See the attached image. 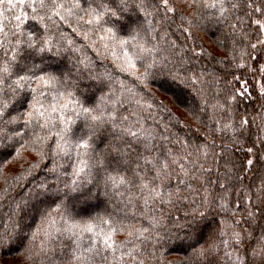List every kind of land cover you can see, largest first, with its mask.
<instances>
[{
    "label": "snow or ice",
    "instance_id": "snow-or-ice-1",
    "mask_svg": "<svg viewBox=\"0 0 264 264\" xmlns=\"http://www.w3.org/2000/svg\"><path fill=\"white\" fill-rule=\"evenodd\" d=\"M161 6L166 13L175 14L177 11L169 0H160L159 4L152 0H0V33L4 32L5 20L11 17L14 21L10 30L12 39L7 41L10 47H4V42L0 41V49L3 50L0 58V153L11 156L15 152L19 155L18 145H31L34 149L38 146L37 156L49 161L48 172L53 176V184L41 182L16 203L10 216V219L12 216L16 218L12 221V230L15 238L21 242L27 240L28 232L39 216L40 224L48 227L41 229L37 225L36 231L31 233L32 240L43 231V243L59 247L61 264H97V261L99 264H148L155 259V253H148V247L159 220L155 216L148 218V227H136L131 223L137 212L144 215L133 199V192L144 208L149 202L155 204L159 201L161 206H174L178 201H188L186 207L190 210L184 213L185 222L175 225L177 235L173 239L198 243L200 221L207 212L213 208L229 211L234 202L227 193L236 192L240 200L243 173L255 164L264 167V137L258 135L247 148V153L255 157L246 161L247 167L232 164L231 153L225 146L218 159L225 161L226 171L223 177L217 175L212 180L213 169L211 166L206 168L204 164L217 162L214 140L209 142L204 138L202 143H197L195 155L192 152L181 154V149L191 146L189 142L179 136L172 140L161 134L162 141L179 146L176 151L161 149L152 143L153 133L145 129L140 120L129 119L133 113L123 114L127 111L125 103H130L136 93L127 87V76L118 79L117 70L133 77V83L144 88L148 87L150 79L155 78L157 61L150 59L155 46L147 47L148 41L141 37V32L147 34V29L140 22V13L144 19L153 13L159 15ZM189 6L202 14L198 17L200 23L205 18L214 19L216 23L229 21L233 35L232 50L228 56L217 60L221 66L219 71L214 69L209 74L213 83H219L228 75H233V79L240 82L241 77L234 73L240 71L247 75L246 68L253 77L259 75L264 78V56L259 55V52H264V0L259 4L255 0H189ZM132 12L136 13L135 19L130 15ZM253 12L259 14V18L253 19ZM233 13H236V23L230 22ZM72 17L77 25L72 28L75 35H83L85 40H90V32L104 33L98 39L108 42L104 44L105 50L112 53L116 62L112 72L105 70L102 74H93L94 64L83 54V47H76V41L60 30L58 21L68 23ZM245 17L256 26L255 42H250ZM164 20L169 25L176 22L174 15L165 16ZM179 20L177 28L191 35L189 28L183 27L187 20L183 13ZM28 21L35 22L33 27H29ZM81 25L89 26L88 30H78ZM237 26L240 27L239 32H236ZM122 32L126 35L121 36ZM95 44L96 41H92L88 47L96 50ZM238 44L242 45L238 52L239 63L236 62L237 55L232 54ZM171 47H175V42ZM77 52L81 56H76ZM192 52L196 53V49L193 48ZM253 52L257 55L253 56ZM138 63L143 72L137 71ZM180 67L183 75L177 73L173 79L180 80L182 84L190 83L194 87L204 75L195 71L189 74L184 57L180 58ZM88 81H92L91 86ZM226 83L230 85L232 81L226 80ZM92 89L102 95L97 97ZM196 91L202 95V90ZM223 91L227 93L225 103L220 104L217 100L213 108L235 113L240 102L245 98L251 99L246 86ZM117 92L121 96L125 92L129 95L121 99ZM259 99L264 101V83L259 87ZM170 102L184 106L197 120L200 119L197 113L205 112L198 103L187 101L181 88L175 91L174 100ZM135 103L139 105L140 100H135ZM161 106L167 110L162 102ZM260 107L264 110V103ZM246 115L245 110L238 120H229L222 128L219 121H215L218 127L211 132L230 130L232 139L236 141L255 123L246 119ZM260 119L264 126V115ZM101 144L103 148L99 147ZM177 165L185 179L178 177ZM174 177L178 180L175 186L172 185ZM193 182L198 187H194ZM213 183L225 194L210 196L208 185ZM200 188L204 189L201 199L189 200L190 196L199 195ZM113 198H119L126 209L131 205V214L125 211L120 216L110 211L108 202ZM217 198L220 203L216 202ZM257 200L256 208L264 214V198L258 196ZM245 212L249 220H255V211L245 208ZM53 215L59 219H53ZM181 231L183 237L179 235ZM121 232H127V238L118 241L116 237ZM6 237L12 239L7 229L0 235V243ZM243 238L241 232L232 233L237 246ZM224 243L227 246V241ZM52 251L55 254L56 247ZM216 251L214 243L196 248L185 264H218L214 258ZM225 255L231 260V252ZM235 262L252 264L239 254Z\"/></svg>",
    "mask_w": 264,
    "mask_h": 264
},
{
    "label": "trees",
    "instance_id": "trees-1",
    "mask_svg": "<svg viewBox=\"0 0 264 264\" xmlns=\"http://www.w3.org/2000/svg\"><path fill=\"white\" fill-rule=\"evenodd\" d=\"M152 2L159 4L160 0H152ZM261 2L262 0H255V3L259 4ZM169 3L173 6L170 0ZM176 9L175 14L166 13L161 6L159 15L153 13L146 19L143 18V13H140L142 18L140 22L143 23L144 29H147V34L141 32V37L148 41L147 47L152 48L155 46V51L151 54L150 59L157 61V66L154 69L156 76L154 79H150L148 87L144 88L134 84L133 77L128 76L126 73H119L117 70L118 79H124L127 76L125 80L127 87L136 93L135 98L130 103H125L127 111H124L123 114L133 113L129 119L131 121L140 120L143 127L153 133L152 143L161 149L172 148L174 151L179 149L178 145L162 141L161 134L169 136L172 140L179 136L182 140L189 142L191 146L181 149V154L192 152L195 155L194 149L197 143H202L204 138H207L209 142L214 140L217 162L205 163L204 166L206 168L212 167L213 174L211 179L215 180L217 175L223 177L226 171L225 161L218 159L225 146H227L228 152L231 153L232 164L247 167L246 161L250 157L255 159L254 156L247 153V148L251 147V141L255 140L258 135L264 137V130H262L264 126L261 125L260 119V116L264 115V110L261 109L260 104L264 103V101L259 99V90L257 91L254 83V78L259 75L253 77L246 68L244 71L248 73L247 75H242L240 71L234 73L235 76L241 77L240 82L234 80L233 75H228L226 79H222L219 83H213L209 74L213 73L214 69L219 71L221 66L217 64V60L225 58L232 50L231 41L233 35L228 26L229 21L216 23L214 19L210 21L205 18L203 23H200L198 17H202V14L194 11L193 8L190 17H187L181 9ZM149 11L151 12L152 9H149ZM181 13L187 18L183 27L189 28L191 35L176 26L180 23L179 16ZM126 15L128 14L126 13ZM130 15L135 19V12L130 13ZM173 15L176 22L169 25L164 20V17ZM235 15L236 13L231 14V23H236ZM252 18H259V14L253 12ZM157 21H160V23H157ZM188 21H191V24ZM245 21L250 33V42H255L254 29L256 26L252 25L247 17H245ZM27 23L31 28L35 22L28 21ZM58 23L60 30L76 41V47H83V54L92 60L94 64L93 74H102L105 70L113 71L116 62L112 59V53L106 51L104 47V44L108 42L98 39L99 36L104 35L103 32L96 34L90 32V40H85L83 35L77 36L72 32V28L77 27L74 17L69 18L68 23L60 21ZM4 24L5 29L3 33H0V41L4 42V47H10L7 41L12 39L10 30L13 29L14 21L9 17L4 21ZM108 26L110 25H105V27ZM88 27L81 25L78 30L87 31ZM239 31L240 27L237 26L236 32ZM120 35L125 36L126 33L122 32ZM92 41H96V50H93V47H88ZM172 42H175V47H171ZM241 46L238 44L236 52L232 53L237 55V63L240 62L238 52ZM111 47L112 45L109 44V48ZM209 47L211 48L209 49ZM193 48L196 49V53L192 52ZM2 55L3 50L0 49V58H2ZM75 55L79 57L81 53L77 52ZM256 55L257 53L253 52V56ZM259 55L264 56V52H259ZM181 57L185 59V67L190 70L189 74H191V71H195L197 74L204 73L201 76L203 83L197 81L193 87L190 83L182 84L180 80L173 79L177 73L183 75L180 67ZM189 58L190 62H188ZM245 60L251 63V60L247 57H245ZM137 71L143 72V67L139 63L137 64ZM226 80H231L232 84H227ZM260 82L264 83V78L261 76ZM87 83L89 86L92 85V81ZM245 86L249 89L251 99L245 98L240 102L235 113H229L220 108H213V105L217 104V100H219L220 104L225 103L224 96L227 93L223 90L240 89ZM178 88L184 90L187 101L198 103L200 107L205 109L203 114L197 113L200 116L199 120L193 117L184 106L170 102L174 100V93ZM197 89L202 90V95L197 93ZM92 91L95 92L97 97L102 95L101 92L95 89H92ZM105 91L107 90L105 89ZM91 94L92 92L89 93V95ZM128 95L125 92L121 96V93L117 92V97L121 99L128 97ZM137 99L140 100L139 105L135 103ZM161 102L166 106L167 110L161 106ZM245 110L247 111L245 118L250 121L254 120L255 123L251 124L250 131L245 132L238 140L234 141L232 139L233 132L230 130L228 132H211L212 129L218 127L215 121H219V127L222 128L229 120L233 122L238 120L245 113ZM169 112H171V115H169ZM180 112H184L186 117L181 118L178 114ZM210 132L211 135H209ZM99 147L103 148V144ZM18 148L19 155L15 152L11 156L6 153H0V235H3L7 229L8 235L12 237L11 240L6 237L4 242L0 243V264H61L59 247L51 244L45 245L43 243L45 239L43 231L37 235L34 241L32 240L31 233L36 231L37 225L41 229L48 227L47 224H40L39 216L36 217L31 231L28 232L27 240L21 242L15 238V232L12 230V221L16 218L12 216L10 219V216L11 210L15 208L16 203L31 193L35 186L41 182L46 181L50 185L53 184V176L48 172V168L51 165L47 159L41 160L37 156L38 146L34 149L31 145H24L23 147L18 145ZM35 165L39 166L36 167ZM231 166L229 164V167ZM176 171L180 179H185L183 174L179 172L178 165L176 166ZM243 177V187L240 189L241 199H237L236 192L230 191L227 195L234 203L230 205L229 211L222 212L218 208H213L207 212L203 220L200 221L201 237L198 243L187 239H173L177 235L175 225L184 223V213L190 210L186 207L188 201H178L174 206L171 204L161 206L159 201L155 204L149 202L148 207L144 208L142 202L136 197V193L133 192V199L144 215L141 216L137 212L136 219L131 221V223L135 224L136 227L141 225L148 227V218L155 216L159 220V223L155 225V230L152 232V241L148 247V253L154 252L155 259L148 261V264H185L186 261L190 260L194 249L202 246L207 247L210 243H214L217 248L214 258L218 261V264H236L235 257L237 254L244 257L246 261H252V264H264V214H261L256 208L258 204L257 197L264 198V191H262L264 190V167L260 164H255L249 171L243 173ZM177 182V178L174 177L172 185L175 186ZM193 185L198 187L195 182H193ZM208 187L210 196L215 194L219 197L225 194L215 183L208 185ZM203 195L204 189L200 188L199 195H192L189 200L199 201ZM216 202L220 203L221 201L217 198ZM237 205L239 206L238 208ZM52 208L55 209V205H52ZM108 208L120 216L125 211H128L129 214L132 211L131 205L126 209L119 198H113L108 202ZM245 208L256 212L255 220H249ZM53 219L58 220L59 217L53 215ZM236 221H239V223H236ZM125 223H128V221H125ZM221 230L224 232L223 235H221ZM234 231L241 232L244 237L239 246L232 239ZM179 235L183 237V231ZM116 238L118 241L125 240L127 232L118 233ZM225 241H227V246L224 243ZM189 244L192 247H189ZM42 247L43 251H41ZM53 247H56L55 254L52 251ZM254 251L256 253L255 256H253ZM228 252L232 254L231 260L225 255ZM97 264H99V261H97Z\"/></svg>",
    "mask_w": 264,
    "mask_h": 264
},
{
    "label": "rangeland",
    "instance_id": "rangeland-1",
    "mask_svg": "<svg viewBox=\"0 0 264 264\" xmlns=\"http://www.w3.org/2000/svg\"><path fill=\"white\" fill-rule=\"evenodd\" d=\"M170 1H171V4L175 8L181 9V11L183 13H185V15H187V17H190V15L192 14V7L189 6V1L188 0H170ZM210 48L211 47H209V49ZM257 81H259V83H257ZM254 83H255V86H256L257 91H258L259 90V87H260V84H261V82H260V76H258L257 78H254ZM178 114H179V116L181 118H185L186 117L185 114H184V112H182V113L180 112ZM250 159H251V157H250Z\"/></svg>",
    "mask_w": 264,
    "mask_h": 264
}]
</instances>
